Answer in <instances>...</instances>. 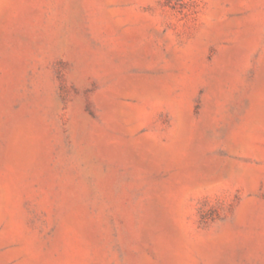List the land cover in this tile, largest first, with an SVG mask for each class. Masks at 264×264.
<instances>
[{
	"label": "rangeland",
	"instance_id": "obj_1",
	"mask_svg": "<svg viewBox=\"0 0 264 264\" xmlns=\"http://www.w3.org/2000/svg\"><path fill=\"white\" fill-rule=\"evenodd\" d=\"M0 264H264V0H0Z\"/></svg>",
	"mask_w": 264,
	"mask_h": 264
}]
</instances>
